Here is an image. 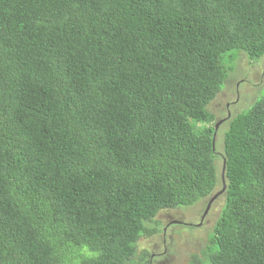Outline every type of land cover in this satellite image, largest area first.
<instances>
[{
	"label": "trees",
	"instance_id": "1",
	"mask_svg": "<svg viewBox=\"0 0 264 264\" xmlns=\"http://www.w3.org/2000/svg\"><path fill=\"white\" fill-rule=\"evenodd\" d=\"M241 54L264 0H0V264H129L224 186L190 264H264V89L221 156L208 109Z\"/></svg>",
	"mask_w": 264,
	"mask_h": 264
},
{
	"label": "rangeland",
	"instance_id": "2",
	"mask_svg": "<svg viewBox=\"0 0 264 264\" xmlns=\"http://www.w3.org/2000/svg\"><path fill=\"white\" fill-rule=\"evenodd\" d=\"M263 89L264 56L253 62L241 54L235 61L234 68L229 70L223 90L208 105V109L215 114V121L219 122L228 116L229 111L232 117L246 109ZM226 123L219 125L217 130L218 150L224 148L222 133L227 127ZM219 191L217 188L214 194ZM214 194L191 206L161 210L152 222L147 223L156 233L140 238L137 252L129 264H190L194 253L200 254L206 250L208 234L221 211L223 194L214 200L203 223L201 222L207 204ZM174 220L184 223H172Z\"/></svg>",
	"mask_w": 264,
	"mask_h": 264
},
{
	"label": "clouds",
	"instance_id": "3",
	"mask_svg": "<svg viewBox=\"0 0 264 264\" xmlns=\"http://www.w3.org/2000/svg\"><path fill=\"white\" fill-rule=\"evenodd\" d=\"M228 118V117H227ZM224 119H226V118H223V119H220V121H222V120H224ZM217 123V122H216ZM222 124V123H221ZM220 124V125H221ZM216 125V124H215ZM217 134V133H216ZM217 137V136H216ZM214 142H215V139H213V144H214ZM214 148H216V147H214ZM216 151H217V154L218 155H220L221 156V151L220 150H218L217 148H216ZM212 198V197H211ZM211 200V199H210ZM210 200H209V202H210ZM209 202H208V204H209ZM214 202V201H213ZM208 204H207V207H206V209H205V211H204V214H203V218H202V223H203V219H204V217L208 214V212L210 211V209H211V207H210V209L208 210L207 208H208ZM211 206H212V204H211ZM181 207V206H180ZM175 208H177V207H175ZM164 209H166V208H164ZM161 210H163V209H161ZM160 210V211H161ZM208 210V211H207ZM159 211V212H160ZM158 212V213H159ZM157 213V214H158ZM155 218V217H154ZM148 223V222H147ZM172 223H184V222H182V221H178V220H174V221H172ZM154 231H153V233L151 234V235H153V234H155L156 233V230L155 229H153ZM151 235H148V236H151ZM144 236H147V235H144ZM143 237V236H142ZM140 240V239H139ZM137 245H138V243H137ZM136 252H137V249H136ZM191 261H192V259H191Z\"/></svg>",
	"mask_w": 264,
	"mask_h": 264
},
{
	"label": "water",
	"instance_id": "4",
	"mask_svg": "<svg viewBox=\"0 0 264 264\" xmlns=\"http://www.w3.org/2000/svg\"><path fill=\"white\" fill-rule=\"evenodd\" d=\"M223 122V120L222 121H219V122H217L216 123V125H215V134H214V136H216V133H217V130H218V128H219V125L221 124ZM223 180H224V177H223ZM225 188H226V186H224V188L222 189V190H220L217 194H215L212 198H211V200H210V202H209V204H208V210L210 209V207H211V204L213 203V201L219 196V195H221L222 193H223V191L225 190ZM207 210V211H208Z\"/></svg>",
	"mask_w": 264,
	"mask_h": 264
},
{
	"label": "flooded vegetation",
	"instance_id": "5",
	"mask_svg": "<svg viewBox=\"0 0 264 264\" xmlns=\"http://www.w3.org/2000/svg\"><path fill=\"white\" fill-rule=\"evenodd\" d=\"M227 106H229V103L227 104ZM229 116H231V115H230V111L228 112V116H227V117L229 118ZM227 117H225V118H227ZM228 118H227V119H228ZM227 119H226V120H227ZM226 120H225V121H226Z\"/></svg>",
	"mask_w": 264,
	"mask_h": 264
}]
</instances>
